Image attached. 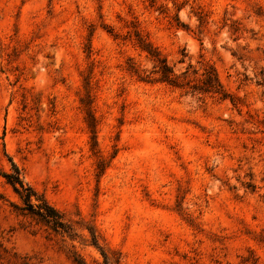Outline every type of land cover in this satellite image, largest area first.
I'll return each mask as SVG.
<instances>
[{"label":"rangeland","instance_id":"374dc122","mask_svg":"<svg viewBox=\"0 0 264 264\" xmlns=\"http://www.w3.org/2000/svg\"><path fill=\"white\" fill-rule=\"evenodd\" d=\"M138 36L177 74L213 65L234 102L140 81ZM12 162L73 231L0 175V264H264V0H0Z\"/></svg>","mask_w":264,"mask_h":264},{"label":"trees","instance_id":"16d2710c","mask_svg":"<svg viewBox=\"0 0 264 264\" xmlns=\"http://www.w3.org/2000/svg\"><path fill=\"white\" fill-rule=\"evenodd\" d=\"M138 37V46L140 50L145 52L155 64L152 72L147 73V71H144L142 74L139 73L138 68L131 66V71L137 75L140 81L145 83L162 82L174 88L184 90L185 94L219 95L222 99L229 98L234 102L231 94L224 88L219 74L213 65L207 63L203 64L200 75L192 65H190L185 72L177 74L175 69L168 64L167 59L150 41L140 36ZM92 133L93 137H95V128H93ZM0 175L6 179L7 183L14 188L15 192L22 199L24 205L15 206L22 215L33 218L38 223L44 224L56 233L72 234V225L65 222L63 214L52 206L43 195H39L33 187L24 182L21 177V170L14 162H12L11 172L0 170ZM33 199L37 202L34 203ZM92 239L93 244L99 247L97 236L93 232ZM100 249L105 262L109 263L108 254L101 247ZM75 261L78 264H86L79 258H75Z\"/></svg>","mask_w":264,"mask_h":264}]
</instances>
